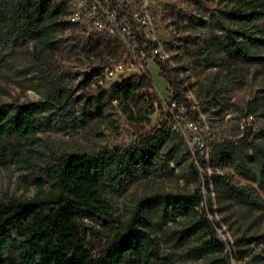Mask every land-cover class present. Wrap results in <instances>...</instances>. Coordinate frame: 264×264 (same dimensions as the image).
<instances>
[{
    "label": "trees",
    "instance_id": "obj_1",
    "mask_svg": "<svg viewBox=\"0 0 264 264\" xmlns=\"http://www.w3.org/2000/svg\"><path fill=\"white\" fill-rule=\"evenodd\" d=\"M207 1L211 0H190L195 9L205 14ZM70 12L69 0H21L13 10L9 28L35 40L52 54H73L79 48L93 55L109 50L116 55L122 52L116 37L96 31L76 42L73 32L79 26L68 19ZM167 15L183 30H221L229 42L227 67L231 75H243L256 62L264 65V0H230L211 20L178 10ZM37 59L43 62L40 56ZM160 68L170 83L178 109L184 107L197 122L194 104L174 78V69L167 59L160 63ZM46 69L51 71L50 67ZM90 71L101 73L102 69L95 67ZM153 88L151 77H129L92 95L73 96L74 91L63 89L55 99L32 101L11 110L0 105V164H15L38 187L31 197L0 199V264H182L172 253L165 254L161 243L171 239L175 247L195 237L202 241L190 250L197 255L209 252L213 255L206 264H233L235 253L239 256L245 253L239 241L254 242L253 256L258 264H264L257 257L260 250L264 251V231L238 237L236 252L233 248L226 251L227 243L218 231L221 224L209 216L212 197L207 206L202 205L205 194L200 185L190 193L153 192L141 196L103 248L94 251L86 220L97 222L111 213L109 176L117 173L123 164L131 165L134 173L147 176L161 146L171 138L174 121L165 116L158 125L128 144L97 153L48 151L41 145L40 133L52 125V114L57 111L71 114L81 127L94 120L112 123L113 113L122 111L140 130L150 121L159 101ZM202 156L198 148L190 164L196 180L202 175L200 164L206 165ZM210 161L215 167H232L256 183L237 185L226 174L214 173L212 184L221 195L220 201L228 197L230 202L241 205L246 216L264 209L262 158L253 163L234 147L217 144ZM114 180L119 187L121 182ZM210 184L207 176L208 189ZM178 216L182 217L183 226L175 230L158 234L151 227L153 224L161 227ZM14 248L19 249L18 256L7 255Z\"/></svg>",
    "mask_w": 264,
    "mask_h": 264
},
{
    "label": "rangeland",
    "instance_id": "obj_2",
    "mask_svg": "<svg viewBox=\"0 0 264 264\" xmlns=\"http://www.w3.org/2000/svg\"><path fill=\"white\" fill-rule=\"evenodd\" d=\"M19 1L21 0H0L1 106L11 110L32 101L55 99L63 89L74 91L73 96H76L79 93L96 94L111 86L110 81L102 86H86L82 83V78L92 68L99 67L103 71L109 63L122 58L123 47L119 55L112 50L93 55L81 48L73 54H52L35 40L9 28L13 10ZM228 2L230 0L207 1L208 12L205 14L202 10L195 9L190 0H148L157 36L166 51L169 65L174 69V78L185 90L187 98L198 113L195 130L186 126L185 108L174 107L171 112L170 83L161 74L160 66L151 64L153 92L157 94L159 101L155 104L150 121L142 129L138 130L122 111L113 113L112 123L94 120L86 127L79 126L71 114L57 111L52 114V125L40 133L41 145L48 151L60 154L76 150L97 153L128 144L144 131L158 125L165 116L174 121L171 138L161 146L147 176L134 173L133 167L128 164L121 165L117 173L109 176L112 182L108 196L112 206L111 213L100 217L97 222L86 220L87 234L96 253L110 239L115 227L127 219L141 196L153 192L190 193L200 185L205 194L202 205L207 206L210 196L212 197L209 205L212 212L209 216L221 224L219 236L227 243L226 251L233 248L236 252L238 244L245 250L241 256L235 253L232 263L258 264L252 251L255 243L238 242L237 238L264 231V209L255 210L252 215L246 216L242 213L241 205L230 202L228 197L223 202L220 201L221 195L213 188L212 175L226 174L237 185L256 183L243 177L232 167L213 166L210 156L217 144H223L225 147H234L253 163L258 158L264 160V65L256 62L243 75H231L227 67L229 42L221 30H183L167 15L178 10L211 20ZM91 31L87 25L79 26L73 32L75 41L85 40ZM37 56L42 58V63H39ZM49 67L51 71L46 69ZM177 119L182 124L181 129L175 127ZM198 140L205 144L201 152L202 160L206 163L205 166L200 164V180H196L190 171V164L195 160L198 149ZM25 173L15 164H0V199L31 197L38 191L36 183L30 181L31 176ZM207 176H210L211 181L209 189L206 187ZM114 179L121 182L119 187L114 184ZM181 220L182 217L178 216L164 222L161 227L156 224L151 227L162 234L164 230L172 231L183 226ZM201 241V238L195 237L173 247L175 241L169 239L161 245L163 252L172 253L179 263L206 264L213 256L210 252L197 255L190 250ZM259 252L257 257L264 260V251ZM18 253L19 249L14 248L7 255L17 257Z\"/></svg>",
    "mask_w": 264,
    "mask_h": 264
},
{
    "label": "built area",
    "instance_id": "obj_3",
    "mask_svg": "<svg viewBox=\"0 0 264 264\" xmlns=\"http://www.w3.org/2000/svg\"><path fill=\"white\" fill-rule=\"evenodd\" d=\"M69 2L71 12L68 19L78 26L87 25L92 31L116 37L124 48L123 57L109 63L101 73H92L90 70L85 72L82 83L86 86H102L106 81H110L112 85L129 77L152 78L151 64L160 66V63L167 59L166 51L157 36L148 0H69ZM170 104L171 112L174 107L178 108L172 96ZM186 126L191 130L197 128V122L188 114ZM175 127L182 128L179 119L176 120ZM197 143L198 148L203 151L204 142L198 140Z\"/></svg>",
    "mask_w": 264,
    "mask_h": 264
},
{
    "label": "water",
    "instance_id": "obj_4",
    "mask_svg": "<svg viewBox=\"0 0 264 264\" xmlns=\"http://www.w3.org/2000/svg\"><path fill=\"white\" fill-rule=\"evenodd\" d=\"M219 231V230H218Z\"/></svg>",
    "mask_w": 264,
    "mask_h": 264
}]
</instances>
